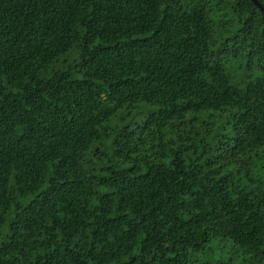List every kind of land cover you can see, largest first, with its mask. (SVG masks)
<instances>
[{
  "label": "trees",
  "instance_id": "1",
  "mask_svg": "<svg viewBox=\"0 0 264 264\" xmlns=\"http://www.w3.org/2000/svg\"><path fill=\"white\" fill-rule=\"evenodd\" d=\"M0 264H264V13L0 0Z\"/></svg>",
  "mask_w": 264,
  "mask_h": 264
},
{
  "label": "water",
  "instance_id": "2",
  "mask_svg": "<svg viewBox=\"0 0 264 264\" xmlns=\"http://www.w3.org/2000/svg\"><path fill=\"white\" fill-rule=\"evenodd\" d=\"M251 1L264 13V9L256 0H251Z\"/></svg>",
  "mask_w": 264,
  "mask_h": 264
}]
</instances>
